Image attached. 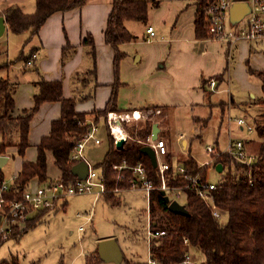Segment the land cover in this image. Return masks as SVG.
<instances>
[{
  "label": "trees",
  "instance_id": "trees-1",
  "mask_svg": "<svg viewBox=\"0 0 264 264\" xmlns=\"http://www.w3.org/2000/svg\"><path fill=\"white\" fill-rule=\"evenodd\" d=\"M216 0H196L195 36L197 39L210 37L209 9ZM35 10L26 12L19 5H11L0 10L5 17L8 29L20 34L30 31L31 38L39 34L41 27L55 12H66L84 6L88 0H34ZM161 0H113L103 31L104 41L114 49L113 69L114 81L112 90L105 106L100 109L79 110L77 102L94 98L97 80V45L92 33H87L81 42L82 54L87 61L84 67L74 71L71 82L79 85L80 92L70 96L64 95V83L61 79H47L36 65L35 57L38 47L25 54L20 51V57L32 65L41 75L31 83L35 87L33 105L25 108L21 113H15L16 83L10 78L0 79V155L9 152L12 146L17 147V154L24 157L30 146L31 122L35 113L45 102H60V116L51 121L50 131L43 135L38 142L35 160L23 159L21 169L10 183L5 181V172L0 168V226L5 219L7 237L19 238L29 228L41 222L51 207L34 210L29 207L24 212L12 211V202L24 201V192L31 187L34 178L38 183L61 180L66 184H74L79 174L74 171L75 165L81 158L74 157L77 140L86 134L94 123H103L110 131L107 122L109 111L125 112L118 106V91L123 84L120 78V65L127 53L120 48L122 43L136 39L135 34L127 27V21L147 23L151 10L159 6ZM66 33V32H65ZM1 44V42H0ZM7 51V46L2 45ZM78 46L73 45L66 35V42L62 47L61 64L74 54ZM12 61L0 63V69L8 67ZM252 78H256L262 87V103L264 104V68L255 69L250 64L247 67ZM82 72L85 73L82 76ZM216 81L223 80L222 74L214 75ZM212 78L203 79L201 85L205 102L212 98L214 90L210 87ZM257 103V100H255ZM224 106V101L220 103ZM150 114L138 122L124 121L133 139L127 140L123 147L117 148L112 133L107 132L109 146L101 161L94 164L102 175L105 186L103 195L106 202L112 206L121 205L123 196L115 193V189L128 190L139 182L138 174L132 166L142 163L146 167V179L152 184L149 191V217L154 230H163L164 234L151 238L149 260H132L125 257L126 264H178L187 259L190 250L194 249L203 254L199 264H264V112L255 118V129L258 138L243 140L242 150L253 155L251 160H241L230 151L214 150L210 154V161L201 164L190 152L186 156L176 158L171 149L170 127L166 116L167 105H150ZM160 113L156 115V110ZM92 113L94 121L88 116ZM161 118V120L158 119ZM134 121V120H133ZM154 122L161 128L158 139H164L167 153L164 161L168 163L163 176L159 167L152 165L150 157L141 148L152 136ZM187 148H189V143ZM50 156V157H49ZM52 158L56 165L57 177L49 172V160ZM221 163L223 170H216ZM179 165L184 167L180 171ZM213 168L219 174L215 188L211 190L213 201L222 211L221 219L213 214L212 208L202 199L194 189L191 177L198 176L202 181L209 180V171ZM163 180L168 188L167 194L181 190L185 194L182 201L186 205L188 214L171 211L162 194ZM6 184V188H2ZM58 206L55 200L54 207ZM68 201L64 200L61 207L66 209ZM224 216L226 218H224ZM5 236V237H6ZM6 238L1 236L0 245ZM190 256V255H189ZM195 258V257H194ZM197 259V258H195ZM192 260V259H191ZM98 249L87 255L86 264H100ZM193 261V260H192ZM196 262V261H194ZM0 264H21L17 256L8 260H1ZM58 264H64L60 260Z\"/></svg>",
  "mask_w": 264,
  "mask_h": 264
},
{
  "label": "crops",
  "instance_id": "crops-1",
  "mask_svg": "<svg viewBox=\"0 0 264 264\" xmlns=\"http://www.w3.org/2000/svg\"><path fill=\"white\" fill-rule=\"evenodd\" d=\"M112 1L88 0L80 8L55 12L36 35L40 39V46L44 47L40 54L39 46H34L38 47L36 53L39 52V56L37 55L35 59L36 65L45 72V76L43 75L45 78L61 79L64 83V95L70 96L73 94L71 77L74 71L81 68L87 61L82 54V38L87 33L93 34L97 45L99 85L94 90V98L77 102L76 106L79 110L103 108L111 94V84L115 78L114 49L105 43L103 31L112 8ZM5 2H9L10 5L19 2L24 10L23 5L26 2L32 4L34 0H0V4ZM196 8V0H161L160 5L151 10L147 23L126 22L136 39L120 45V48L127 53L120 65V78L123 84L118 91V106L126 109L123 113H131L134 110L141 113L150 105L193 108L195 105L207 104L212 101V98L209 102H205L201 82L207 78L216 80L213 76L217 74H222L223 80L220 83L216 81L215 88L210 85L214 93L220 91L218 87H222V84L238 86L241 95L246 91L253 94L252 101L247 102L257 104L255 100L257 95L263 94L262 87L257 79L251 77L247 67L250 64L255 69L264 68V49L260 47L264 45V39H239L234 42L212 37L197 39L194 23ZM148 25H153L155 28V35L152 37L146 30ZM231 25L235 30L240 29L233 22ZM66 35L73 45L78 46V50L66 60L65 64H61L62 47L66 42ZM34 38L35 36L30 41ZM45 50L46 53H44ZM36 75L37 78L27 77L18 81V77H15L13 80L17 87L14 95L15 113H21L23 109L33 105L32 96L35 87L31 82L41 76L39 73ZM96 100L99 101V106ZM234 100L232 97L233 103L236 101ZM147 110L151 111L150 108ZM60 113V102H45L35 113L31 122L30 146L24 157L19 155L14 175L21 169L24 158L36 159L38 142L43 135L49 133L51 121L59 117ZM88 116L93 120L92 113ZM36 127H40L39 130L33 131ZM33 146V150H30ZM187 146L188 141L186 145L183 144L185 149ZM217 149L214 148V150ZM9 151L17 153V147L12 146ZM11 152L5 154L7 159L1 167L3 170L12 159ZM76 165L75 172L84 175L86 165L82 162ZM37 184L38 179L34 178L31 186L36 187Z\"/></svg>",
  "mask_w": 264,
  "mask_h": 264
},
{
  "label": "rangeland",
  "instance_id": "rangeland-1",
  "mask_svg": "<svg viewBox=\"0 0 264 264\" xmlns=\"http://www.w3.org/2000/svg\"><path fill=\"white\" fill-rule=\"evenodd\" d=\"M18 3L11 5L21 6V3ZM7 5L11 6L9 2L0 4V10L7 8ZM23 7L26 9H24L25 11L33 12L35 2L32 4L26 2ZM247 19L248 16L245 17V20ZM241 22L235 23V26L240 27L239 30H236L237 32L244 27V23ZM30 33V31H27L15 34L7 28L0 37V63L8 60L12 61L11 65L0 69V79L10 78L15 80V77H18L17 80L21 81L27 77L37 78L36 74L38 72L35 68L32 65L29 66L26 63L27 60L19 55L22 49H24L25 54L30 53L35 45L39 46L40 54L44 50V47L40 46L41 42L38 36L26 42ZM239 39L245 38L239 37L230 42ZM2 45L7 46V51L3 50L4 46ZM260 47L264 49V45H260ZM44 53H46V50ZM37 55L39 56V52L36 53ZM84 74L82 72V76ZM42 75L45 76L43 70ZM73 89H75V93L81 91L77 83L73 84ZM219 89L220 91L214 93L212 101L207 104L195 105L193 108L184 106L168 108L166 116L171 130V149L176 158H181L190 152L201 164H205L211 159L209 147L227 151L230 140L246 139L252 136V138H257L254 119L261 117L262 112H264V104L261 102L262 95H257V104H254L247 102L252 101L253 94L246 91L241 95L238 86L232 87L228 84H222V87H218ZM232 97L236 100H234L235 103L231 101ZM96 101L97 106H99V101ZM222 101H224V106L220 104ZM241 101L243 103H240ZM157 110L156 115L153 116L154 119L160 113ZM109 112L123 113L119 111ZM150 112L145 108L143 112L136 113L138 116L121 120L119 124L123 126L125 137L122 138L125 139V142L133 138L123 122H138L145 119ZM239 118H245L247 123L253 125V131L250 132L247 128H242L237 122ZM158 119L161 120L160 117ZM95 124L99 127L96 136L101 140L99 143L92 141V139L89 140L83 150V159L79 161L86 162V159L90 161L93 168H95L94 164L102 160L109 146L107 132H110L103 126V123ZM39 128L36 127L33 131L39 130ZM33 137H35L34 132ZM184 139L189 143L187 149L183 147ZM33 148L34 146L30 147V150H33ZM11 157V161L4 168L7 184L13 180L19 161V155L15 151L11 152ZM159 158L160 161L165 160L164 155H160ZM97 170L99 171V169ZM49 172L56 177L59 174L52 158L49 160ZM209 179L214 182L219 179L218 172L213 168L209 171ZM48 183L50 182L38 183L37 186H44ZM101 192V185L97 183L91 192L68 195L58 201V206L51 207L42 221L29 228L21 237H5L3 235L6 240L0 245V261L17 256L21 264H58L60 260H63L64 264H86L87 255L98 249L99 241L105 238H115L128 259L149 260L148 216L150 200L146 188L136 182L128 190L115 189V193H121L123 196L122 204L115 206L106 202ZM170 197L182 202L185 199V194L180 191L179 196H176V193L173 192L170 193ZM64 200L68 201L66 209L61 207ZM224 218L226 217L224 216ZM189 255L196 262H200V258L203 257L201 252L194 249L190 250ZM100 264L126 263L124 261L120 263L102 261Z\"/></svg>",
  "mask_w": 264,
  "mask_h": 264
},
{
  "label": "built area",
  "instance_id": "built-area-1",
  "mask_svg": "<svg viewBox=\"0 0 264 264\" xmlns=\"http://www.w3.org/2000/svg\"><path fill=\"white\" fill-rule=\"evenodd\" d=\"M238 0H216L214 1L209 9L210 13V25H209V33L212 38L217 39H225V40H235L239 37H244L245 39L251 40H262L264 39V0H245L250 4L251 10L246 16L248 19L245 20V17L240 21L244 23V27L240 31H236L233 29L234 27L231 25L230 20V7L234 2ZM244 1V0H241ZM244 21V22H243ZM149 36L155 35V28L153 25H148L146 28ZM210 85L212 88H215L216 80L213 78L210 81ZM160 111L159 109L157 110ZM137 111L134 110L131 113H117V112H109L107 117V122L110 126V131L113 134L115 142H117L122 137H125L123 133V126H121V120H128L132 117L138 116ZM238 124L242 128H247L248 131H253V125L247 123L245 118H239L237 120ZM98 125L94 122L90 127L89 131L80 136L77 140V147L74 153V157L81 158L84 156L83 150L87 142L92 139V141L100 142V138L97 137ZM146 144L151 145L157 154L158 167L162 173L165 169L168 168V163L160 161V155H165L167 153V145L164 139H152L149 138ZM243 140H230V144L228 146V151L232 152L233 155L241 160H251L254 158L253 155H248L242 150ZM211 151H214V148L209 147ZM88 164V173L85 177H79L74 184H66L63 181H53L44 186H36V187H27L24 192V201H14L12 202V211L16 215L18 211L24 212L25 209L31 207L34 210L41 209L44 207H54L55 200L58 201L63 199L64 197L74 194V193H83V192H91L95 184H100L102 188V192L105 191V186L102 181V175L100 170L92 167L90 161L86 160ZM133 171L136 172L139 176L138 179L140 185L146 188L147 194L149 195V191L152 188V184L146 179V167L142 163H138L137 165L132 166ZM180 171H184V167L179 165ZM191 181L194 189L197 191V194L204 199L207 204L212 208L213 214L219 219L222 218L223 213L216 206L213 201V196L211 190L215 188V182L212 180L202 181L200 177L195 176L191 177ZM3 189L6 188V184H3ZM162 189L168 190L164 180L162 183ZM181 190H175L176 196H179ZM101 192V193H102ZM170 199H172L170 197ZM176 199V198H175ZM149 217V216H148ZM149 227H148V244H150L151 238L154 236H159L164 234L163 230H154L151 227L150 217L148 218ZM5 219L3 220L2 226H0V238L1 236H6V224ZM151 263H155L153 260H149ZM178 264H199L198 262H194L191 260L188 255L187 259L183 261V263Z\"/></svg>",
  "mask_w": 264,
  "mask_h": 264
},
{
  "label": "water",
  "instance_id": "water-1",
  "mask_svg": "<svg viewBox=\"0 0 264 264\" xmlns=\"http://www.w3.org/2000/svg\"><path fill=\"white\" fill-rule=\"evenodd\" d=\"M251 10L250 4L247 1H236L232 4L230 7V20L233 23L240 22L246 14H248ZM7 28V23L5 20V17L3 15H0V37L4 34ZM160 127L158 122H155L153 124L152 128V139H157L159 136ZM125 143V139L121 138L116 142V147L121 148L123 147ZM183 144L186 145V141H183ZM141 150L147 154L152 162V165L154 167H157L158 161H157V154L155 149L149 145L145 144L142 146ZM7 159L6 155H0V168L3 166L4 161ZM83 164L86 165V173L84 175H81L80 172H78L79 177H85L88 173V164L84 161H81ZM77 168V165L75 166ZM216 170L218 172H221L223 170V166L221 163L217 164ZM75 171V170H74ZM162 194L164 196V200L168 203V208L176 213L181 214H188V210L186 208V205L179 201L178 199H170V196L167 194V191L165 189H162ZM0 220H1V214H0ZM98 252L103 261H116L118 263L122 262L124 258V253L118 244L117 240L115 238H105L101 239L98 243Z\"/></svg>",
  "mask_w": 264,
  "mask_h": 264
},
{
  "label": "bare ground",
  "instance_id": "bare-ground-1",
  "mask_svg": "<svg viewBox=\"0 0 264 264\" xmlns=\"http://www.w3.org/2000/svg\"><path fill=\"white\" fill-rule=\"evenodd\" d=\"M214 2V1H213Z\"/></svg>",
  "mask_w": 264,
  "mask_h": 264
}]
</instances>
